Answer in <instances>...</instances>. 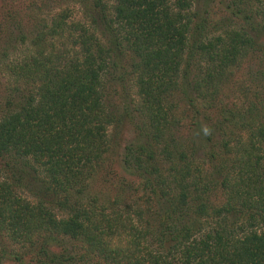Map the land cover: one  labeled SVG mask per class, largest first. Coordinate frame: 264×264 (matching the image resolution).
<instances>
[{
  "label": "trees",
  "instance_id": "obj_1",
  "mask_svg": "<svg viewBox=\"0 0 264 264\" xmlns=\"http://www.w3.org/2000/svg\"><path fill=\"white\" fill-rule=\"evenodd\" d=\"M17 1L0 0V259L264 264V0H76L79 20ZM251 61L253 90L233 80ZM125 125L114 194L93 193Z\"/></svg>",
  "mask_w": 264,
  "mask_h": 264
},
{
  "label": "rangeland",
  "instance_id": "obj_2",
  "mask_svg": "<svg viewBox=\"0 0 264 264\" xmlns=\"http://www.w3.org/2000/svg\"><path fill=\"white\" fill-rule=\"evenodd\" d=\"M12 0H1V3H3V5L6 7L8 6V2H10ZM217 1V0H216ZM0 3V4H1ZM35 4L36 6H42V11L39 14L40 18H45L47 16H50L53 13H56L60 10L63 9H68L71 13L70 15L72 16L71 19L72 20H79L81 18V16H83V10L80 4H78V2L76 0H18L16 4H14L13 6H16L19 8V11L21 10V14H20V18H23L24 20L27 19V17L30 15V9L32 7V5ZM43 4V5H42ZM16 8V7H14ZM14 8H11V6L9 8H5V10H11L13 11ZM212 12H216V15H212V17L214 19H218L219 18V14L217 15V9L214 8L212 9ZM212 14V13H211ZM211 17V18H212ZM0 18H1V14H0ZM70 19V20H71ZM1 21V20H0ZM25 28H29V25L25 24ZM2 44V43H0ZM2 47L0 46V52ZM14 55H9V60L13 59ZM255 63L258 62H246L244 65L241 66L240 71L236 72V74L234 75V81L238 84H242L244 83V86L246 87H251V89H255L256 85L254 83L250 84V79L249 76L251 75V71H255V69L257 67H255ZM3 77L0 75V89L2 88V85L5 83L4 79H2ZM125 84V89L121 86V89H123V93L121 91V95H117L115 98V102L117 99V102L119 103L118 99H123L126 98L127 96V105L132 104L131 100L133 98V90H130L128 92V85L126 83ZM254 84V85H253ZM235 89V88H234ZM226 92V93H225ZM128 93V94H127ZM225 93V97L227 98L228 102H235L238 103L239 101H235L233 98H237L239 97L238 94L233 95L234 90L232 92L230 91H224ZM135 100V99H134ZM134 105V103L132 104V106ZM243 105H248L246 102H244ZM134 107V106H133ZM111 133V132H110ZM116 133L112 132L110 137L111 140L113 139V146L112 149L110 150V153L108 154V158L105 161V164L102 168V170L100 171V174L94 179L93 183H91L90 186V190H92V192H96L97 193L99 191H102L104 193H108V195H113L114 192L111 191L110 189V185L109 183H107L105 186L101 185L100 181L102 178H104L106 181L110 180H117V178H115V176L112 174L113 172H116V174H118V169H115V163L113 161H118L119 160V152L122 150L123 145L127 143V141L130 139V137L133 135V128L130 125H125L121 131V133L117 136H115ZM91 192V191H90ZM91 192V193H92ZM0 243L3 244L4 248L8 249L11 248L13 249V245L10 244V242L8 240H6L4 237L0 236ZM64 244L66 246V249L74 251V247L73 244L71 242H66L64 241ZM1 258V257H0ZM90 256H88V260L90 261ZM0 264H18L16 262H13L12 260L9 259H0Z\"/></svg>",
  "mask_w": 264,
  "mask_h": 264
}]
</instances>
